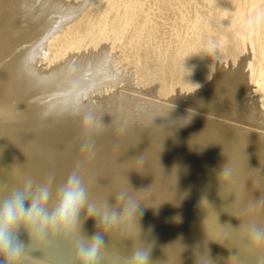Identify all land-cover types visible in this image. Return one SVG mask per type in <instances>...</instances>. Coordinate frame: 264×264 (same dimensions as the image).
Returning <instances> with one entry per match:
<instances>
[{"label": "bare ground", "instance_id": "6f19581e", "mask_svg": "<svg viewBox=\"0 0 264 264\" xmlns=\"http://www.w3.org/2000/svg\"><path fill=\"white\" fill-rule=\"evenodd\" d=\"M73 7L68 0H0V181L11 187L54 173L59 183L79 164L97 201L141 191L139 222L106 237L110 256L145 242L154 264H202L207 255L213 264H264V252L246 249L243 228L264 225V206L249 208L264 196V77L251 83L239 70L249 44L231 36L192 80L170 58L156 86L143 55L79 46L82 34L56 26ZM71 28L85 33V18ZM73 105L94 108L108 125L95 137L94 158L80 151ZM226 164L231 175L220 176ZM83 228L92 234L94 220ZM36 252L70 264L67 245Z\"/></svg>", "mask_w": 264, "mask_h": 264}, {"label": "clouds", "instance_id": "9594fccd", "mask_svg": "<svg viewBox=\"0 0 264 264\" xmlns=\"http://www.w3.org/2000/svg\"><path fill=\"white\" fill-rule=\"evenodd\" d=\"M261 37H264V8L246 16L238 31L242 43ZM218 54L216 42L209 41L197 55L215 59ZM71 110L80 125V151L89 159L94 158L95 137L108 125L94 108L73 105ZM136 159L143 162L142 156ZM79 168L77 164L59 183L55 182L54 173H49L44 181L26 176L21 184L11 187L0 181V264H29L34 251L63 245L70 248V264H154L151 244L144 242L119 257L110 256L106 239L112 229L139 222L143 205L136 193L141 191L121 189L111 198L115 203L110 199L97 201L91 197ZM230 175L226 164L220 176ZM259 206H264V196L254 199L249 208ZM88 219L94 220L96 227L90 235L83 228ZM243 228L246 249L253 254L264 252V225L249 221ZM202 264L213 261L207 255Z\"/></svg>", "mask_w": 264, "mask_h": 264}, {"label": "rangeland", "instance_id": "374dc122", "mask_svg": "<svg viewBox=\"0 0 264 264\" xmlns=\"http://www.w3.org/2000/svg\"><path fill=\"white\" fill-rule=\"evenodd\" d=\"M58 1L64 2L65 0ZM68 1L72 7L75 6L73 10L67 11L63 15L62 21L63 19H67V21H60L61 23L58 22L56 26L63 27L64 30L69 27L66 30L67 33H76L78 36L84 34L83 39L81 36L80 39H77L78 42L80 40L79 46L93 43L94 46L110 44L113 52H117V49L118 52L124 49L123 52L127 53L126 55H131L135 59L145 57L143 60L147 59L146 62L153 63L152 71L145 67L146 75L150 79L149 81L156 86H160L163 79L159 70H163L169 65L170 58H174L177 62L178 74L186 75L192 80L193 75L197 73V68L204 64L202 60L210 58L199 55L198 60H196L190 57L192 52L199 50L201 54L209 41H214L217 46L221 47L232 38L231 36H234L241 45L249 44V51H246L245 54L246 59L244 63L239 65L241 73L251 83H255L257 79L264 77V37L249 43H242L238 38L240 22L256 10L264 8V0ZM95 7L98 10L94 9ZM76 13L79 14L77 18ZM68 18L71 21L74 19L73 22L71 23ZM80 18H85L87 23L85 33H80L76 31V28H71L76 25ZM76 20L77 22L74 23ZM59 33L54 32L50 38L55 39ZM71 37L75 36L72 35ZM45 46V43L41 44L37 53L39 54ZM222 53L225 54L226 50H222ZM114 54L117 55L118 53ZM138 65L139 67L142 66V64ZM246 65L250 66L249 71L245 70ZM133 75L135 78L140 76L137 73ZM134 77L132 78L136 81ZM168 86L171 87V85Z\"/></svg>", "mask_w": 264, "mask_h": 264}, {"label": "water", "instance_id": "95a60500", "mask_svg": "<svg viewBox=\"0 0 264 264\" xmlns=\"http://www.w3.org/2000/svg\"><path fill=\"white\" fill-rule=\"evenodd\" d=\"M29 264H63L60 260L34 251Z\"/></svg>", "mask_w": 264, "mask_h": 264}]
</instances>
